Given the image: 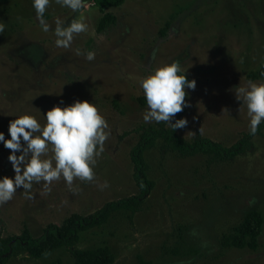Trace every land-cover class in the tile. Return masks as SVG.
I'll return each instance as SVG.
<instances>
[{"label":"rangeland","instance_id":"obj_1","mask_svg":"<svg viewBox=\"0 0 264 264\" xmlns=\"http://www.w3.org/2000/svg\"><path fill=\"white\" fill-rule=\"evenodd\" d=\"M104 10L113 12L116 21L98 32L101 12L93 0H85L77 13L53 0L44 13L52 28L56 17L82 16L88 25L65 49L55 45L51 28L41 31L31 0H0L5 25L0 33V131L5 137L14 115L28 112L43 124L41 114L53 104L79 99L94 102L110 128L93 181L74 178L70 190L61 179L52 182L50 191L34 182L31 199L17 189L0 204V236L19 234L23 227L38 235L71 213L86 215L107 200L138 192L129 150L142 128L159 124L142 119L147 105L140 80L162 63L178 61L195 80L194 89L185 88L188 106L174 117L188 121L175 129L178 135L230 144L248 129L246 107L232 89L249 81L246 74L264 58V0H124ZM85 51H94V60H86ZM251 81L264 82V77ZM9 151L0 143V175L11 177ZM144 157L154 185L140 210L131 217L127 211L114 212L106 223L82 231L75 247L105 244L114 254L111 264H140L139 257L147 264H264V222L253 250L220 243L247 210L255 208L264 218V130L231 160L180 155L164 149L161 140ZM105 180L108 187L99 189ZM50 262L74 264L66 248L41 258L16 253L5 264Z\"/></svg>","mask_w":264,"mask_h":264},{"label":"clouds","instance_id":"obj_2","mask_svg":"<svg viewBox=\"0 0 264 264\" xmlns=\"http://www.w3.org/2000/svg\"><path fill=\"white\" fill-rule=\"evenodd\" d=\"M31 2L41 31L47 33L51 28L57 47L69 48L74 35L88 30L82 16L71 21L56 17L52 28L44 19V13L53 0ZM54 2L73 13L80 12L85 5V0ZM4 28L5 25L0 23V33ZM80 54V50H77V55ZM83 55L88 61L95 58L94 51H85ZM140 87L147 105L142 117L144 122L163 121L173 130L187 125L186 118L174 117L188 106L185 88L194 89L195 80L186 78L185 70L181 71L178 61L156 66L140 80ZM232 90L235 99L246 107L249 134L255 135L258 126L264 122V82L249 80L243 85L238 83ZM41 115L43 124L28 112L14 115L7 124L8 137H5L4 131H0V143L10 150L7 159L13 170L11 177L0 175V204L10 201L17 189H23L25 197L31 199L34 182H43L44 191H50L52 182L63 179L71 190L74 178L81 181H93L95 178L97 158L110 135L109 124L95 103L84 99L68 104L61 101ZM97 187L103 190L108 187V182L98 183Z\"/></svg>","mask_w":264,"mask_h":264},{"label":"trees","instance_id":"obj_3","mask_svg":"<svg viewBox=\"0 0 264 264\" xmlns=\"http://www.w3.org/2000/svg\"><path fill=\"white\" fill-rule=\"evenodd\" d=\"M123 1L93 0L101 12L96 25L98 32H102L116 21L115 14L104 9L116 7ZM262 73H264V58L256 69L246 74V77L248 80L262 78L264 77ZM186 78H188L187 75ZM263 130L264 122H261L255 135H261ZM255 135H250L247 129L232 143L223 144L205 136L187 140L178 135L176 130L166 127L163 122H159L157 127L142 128L136 142L129 150V158L133 167L132 177L138 188L137 193L107 200L99 208L86 215L71 213L60 224L48 223L38 235H34L27 227H23L19 234L0 236V264H5L9 257L16 253L23 252L30 257L41 258L59 248L69 249L74 264H111L114 254L107 245L79 248L75 247V244L82 231L106 223L114 212L127 211L131 217L140 210L146 195L154 185L153 180L147 175L148 165L144 154L156 144L157 140L162 141V146L166 150L185 156L205 154L208 156V161L213 162L231 160L245 152L251 147L252 138ZM263 222L264 218L259 210L255 208L247 210L240 221L221 236V245L255 249ZM139 262L147 264L141 257H139Z\"/></svg>","mask_w":264,"mask_h":264},{"label":"built area","instance_id":"obj_4","mask_svg":"<svg viewBox=\"0 0 264 264\" xmlns=\"http://www.w3.org/2000/svg\"><path fill=\"white\" fill-rule=\"evenodd\" d=\"M94 3V2H93Z\"/></svg>","mask_w":264,"mask_h":264}]
</instances>
